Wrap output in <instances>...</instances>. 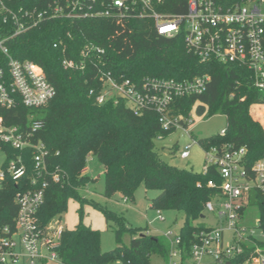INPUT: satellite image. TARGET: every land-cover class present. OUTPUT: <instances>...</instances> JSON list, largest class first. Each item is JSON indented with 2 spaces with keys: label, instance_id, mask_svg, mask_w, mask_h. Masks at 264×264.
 I'll return each mask as SVG.
<instances>
[{
  "label": "trees",
  "instance_id": "16d2710c",
  "mask_svg": "<svg viewBox=\"0 0 264 264\" xmlns=\"http://www.w3.org/2000/svg\"><path fill=\"white\" fill-rule=\"evenodd\" d=\"M54 0H0V40H3L12 57L31 60L41 65L56 95L39 109L29 108L20 102L13 108L1 109L7 125L28 126L31 116L43 120V128L34 140L45 142L49 173L48 187L39 220L45 225L61 217L71 197L82 198L79 190L93 178L85 172L91 156L103 164L105 195L122 193L133 197L143 184L146 190L157 195L151 206L158 211L177 210L184 213L180 235L190 247L198 232L211 228L205 223V204L220 194L222 178L215 166L206 172L176 167L160 155L156 140L174 130H165L157 113L149 108L136 115L125 100L103 104L96 101L99 89L92 69L72 71L63 67L64 55L76 57L83 44L93 41L106 49L108 66L117 76L124 75L136 81L144 77L193 79L196 75H211L207 90L177 99L176 115L190 117L194 109L206 118L214 113L226 116L225 133L197 140L205 149L221 147H247L250 163L264 157V91L252 86L248 71L233 64L220 62L201 63L187 52L184 37L174 38L157 34L153 21L132 20L124 25L110 19L65 18L46 19L38 26L14 35L16 26L1 2L12 10L39 8ZM236 3L241 0H221ZM188 0H163L161 10L181 13L187 10ZM71 34V35H69ZM63 40L68 45L64 53ZM9 56L0 48V69L7 71ZM0 149L7 153L4 170L11 159L22 156L27 172L22 178L7 173L0 186V229L13 225L19 213L18 193L32 187L34 160L31 149H15L0 140ZM54 174L60 180L54 179ZM215 182L210 187L209 181ZM264 212V210H263ZM107 220L117 221L115 228L119 245L104 251L100 231L80 223L66 229L57 252L63 264H151L152 255L166 256L169 241L153 235L141 227L126 225L115 213L106 211ZM264 217V216H263ZM129 236V243L123 236Z\"/></svg>",
  "mask_w": 264,
  "mask_h": 264
},
{
  "label": "built area",
  "instance_id": "2783aa9c",
  "mask_svg": "<svg viewBox=\"0 0 264 264\" xmlns=\"http://www.w3.org/2000/svg\"><path fill=\"white\" fill-rule=\"evenodd\" d=\"M163 0H54L39 8H22L8 11L16 26L14 35L36 27L46 19L65 18L70 21L82 19H110L124 25L132 20H150L157 34L174 38L184 37L187 52L196 55L201 63L212 61L233 64L248 71L252 86L264 91V0H241L226 3L221 0H188L187 10L169 13L161 10ZM71 35V34H69ZM5 42L0 48L9 56L7 71L0 69V140L15 149H31L34 160L32 187L18 193L19 213L13 225L0 229V264H39L60 260L58 248L66 228L55 218L43 225L39 220L48 187L49 173L45 142L34 140L42 130L43 120L34 119L28 126L7 125L1 109L15 107L19 102L29 108L39 109L56 95L43 67L31 60H19L9 55ZM57 42L55 47L63 44ZM64 53L68 45L63 44ZM106 49L93 41L86 42L79 54L72 58L64 55L63 67L72 71L92 69L99 89V104L113 100H125L139 115L144 109L154 110L165 130L188 128L190 117L176 115L177 99L201 94L207 90L211 75H196L193 79L144 77L141 81L117 76L107 67ZM187 133H191L185 129ZM222 134L225 130H222ZM161 138V137H159ZM191 146L184 148L180 156L187 159ZM209 155L203 172L215 166L221 175L220 194L208 201L206 213L216 212L217 223L197 233L195 242L187 247L181 235L171 230L163 235L169 241L168 264H204L212 258L214 264H264V157L250 163L247 147L215 146L206 149ZM27 164L21 155L11 159L0 178L7 173L15 178L26 175ZM60 180L58 174L52 175ZM215 186L214 180L209 181ZM128 201V199H126ZM255 206L259 216L255 224H247V209ZM161 221L165 220L158 211ZM58 219V218H57ZM233 232L231 244L223 246L224 232ZM162 235V236H163ZM61 261V260H60Z\"/></svg>",
  "mask_w": 264,
  "mask_h": 264
},
{
  "label": "rangeland",
  "instance_id": "374dc122",
  "mask_svg": "<svg viewBox=\"0 0 264 264\" xmlns=\"http://www.w3.org/2000/svg\"><path fill=\"white\" fill-rule=\"evenodd\" d=\"M228 126L227 118L222 113H214L211 117L206 118L200 115L194 109L191 113L188 128L180 125L173 132L158 138L156 140L157 149L165 161L176 167L193 169L195 172H203L204 166L208 161L206 149L197 140L211 137L226 129ZM188 129L191 133H187ZM190 145V157L185 159L180 156L181 151ZM7 153L0 149V172L6 163ZM87 174L93 178L85 188L79 190L82 198L71 197L66 205L65 211L61 217L55 221L63 225L66 229H74L80 223L91 226L93 229L100 231V243L104 251L115 249L117 242L115 228L117 221L112 218L107 220V213H115L121 217L126 225L141 227L147 229L153 235L162 236L166 231L173 232L170 235L173 238L179 235L184 225V213L177 210H163L165 220L161 221L158 217V210L151 206V199L157 195L154 190H146L140 185L133 195L127 198L118 192L111 197L105 195V175L103 173V164L97 156H91L88 160ZM2 179L0 178V186ZM128 199V202L126 201ZM247 224H255L259 216V210L255 206L247 209ZM217 214L207 212L204 219L205 223L214 226L217 223ZM233 232H224L222 235L223 246L231 244ZM123 242L129 243V236H123ZM151 264H168V258L163 255H152ZM212 258H206L204 264H214ZM39 264H63L60 260H49L46 263Z\"/></svg>",
  "mask_w": 264,
  "mask_h": 264
},
{
  "label": "crops",
  "instance_id": "0c3cea01",
  "mask_svg": "<svg viewBox=\"0 0 264 264\" xmlns=\"http://www.w3.org/2000/svg\"><path fill=\"white\" fill-rule=\"evenodd\" d=\"M224 130V129H223ZM88 168L85 169V172H87ZM128 202V201H127Z\"/></svg>",
  "mask_w": 264,
  "mask_h": 264
},
{
  "label": "water",
  "instance_id": "95a60500",
  "mask_svg": "<svg viewBox=\"0 0 264 264\" xmlns=\"http://www.w3.org/2000/svg\"><path fill=\"white\" fill-rule=\"evenodd\" d=\"M228 264H231V263H228Z\"/></svg>",
  "mask_w": 264,
  "mask_h": 264
}]
</instances>
